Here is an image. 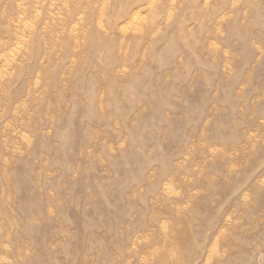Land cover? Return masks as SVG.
<instances>
[{"label": "rangeland", "instance_id": "obj_1", "mask_svg": "<svg viewBox=\"0 0 264 264\" xmlns=\"http://www.w3.org/2000/svg\"><path fill=\"white\" fill-rule=\"evenodd\" d=\"M0 264H264V0H0Z\"/></svg>", "mask_w": 264, "mask_h": 264}, {"label": "bare ground", "instance_id": "obj_2", "mask_svg": "<svg viewBox=\"0 0 264 264\" xmlns=\"http://www.w3.org/2000/svg\"><path fill=\"white\" fill-rule=\"evenodd\" d=\"M55 1V0H54ZM24 24H25V22H24ZM28 29V28H27ZM36 48H37V46H36ZM33 49V48H32ZM32 56H33V54H32ZM34 57H35V55H34Z\"/></svg>", "mask_w": 264, "mask_h": 264}]
</instances>
